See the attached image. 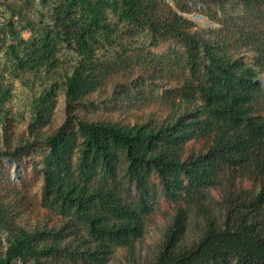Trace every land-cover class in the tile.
<instances>
[{
  "label": "trees",
  "instance_id": "16d2710c",
  "mask_svg": "<svg viewBox=\"0 0 264 264\" xmlns=\"http://www.w3.org/2000/svg\"><path fill=\"white\" fill-rule=\"evenodd\" d=\"M199 1L54 0L45 34L13 54L31 69L57 67L62 47L78 58L63 82L65 118L44 138L38 206L19 189L0 192V264H264V0H237L247 3L232 28L228 0L202 10L218 28L194 26L185 13ZM121 23L181 48L171 60L188 75L164 117L74 112L107 73L97 53ZM56 88L33 99L35 139ZM2 111L0 158H16L23 146L10 149ZM156 208L169 218L142 253Z\"/></svg>",
  "mask_w": 264,
  "mask_h": 264
},
{
  "label": "rangeland",
  "instance_id": "374dc122",
  "mask_svg": "<svg viewBox=\"0 0 264 264\" xmlns=\"http://www.w3.org/2000/svg\"><path fill=\"white\" fill-rule=\"evenodd\" d=\"M53 2L54 0H0V106L2 114L10 118V149L23 146L16 158L1 156L0 192L7 187L19 189L31 200L30 206L34 207L38 206L41 196V158L47 150L44 138L65 118L63 82L78 56L74 51L62 47L57 54V67L31 69L19 68L13 54L16 52L21 56L25 42L45 34L50 24ZM246 3L226 1L230 28L242 25V11L245 10ZM207 4L214 8L216 1L196 2L190 5V11L185 16L196 27L218 28L219 24L202 11ZM108 14L114 22L115 18ZM119 26L115 41L104 44L97 53L98 60L107 65V73L94 91L74 104V112L81 117L123 123L164 117L176 88L188 75L176 59L171 60L181 48L174 40L154 42L148 29L125 23ZM235 35L237 37L238 33ZM238 40L237 44L244 47L241 40ZM261 80L264 83V77ZM53 84L57 85L56 94L46 120L32 125L39 133V137L35 139L30 129L34 118L33 99ZM1 134L0 125V148L5 149ZM29 214L27 218L30 217ZM168 218L166 211L161 208H156L150 214L149 223L139 242L142 253L151 249L159 240L161 228ZM13 264L21 263L14 261Z\"/></svg>",
  "mask_w": 264,
  "mask_h": 264
},
{
  "label": "water",
  "instance_id": "95a60500",
  "mask_svg": "<svg viewBox=\"0 0 264 264\" xmlns=\"http://www.w3.org/2000/svg\"><path fill=\"white\" fill-rule=\"evenodd\" d=\"M6 158H9V157H6Z\"/></svg>",
  "mask_w": 264,
  "mask_h": 264
}]
</instances>
